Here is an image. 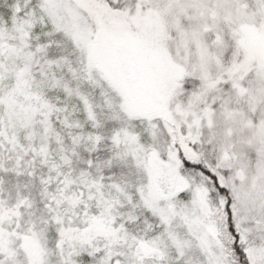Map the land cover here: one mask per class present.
<instances>
[{"label":"snow or ice","instance_id":"obj_1","mask_svg":"<svg viewBox=\"0 0 264 264\" xmlns=\"http://www.w3.org/2000/svg\"><path fill=\"white\" fill-rule=\"evenodd\" d=\"M0 264H264V0H0Z\"/></svg>","mask_w":264,"mask_h":264}]
</instances>
